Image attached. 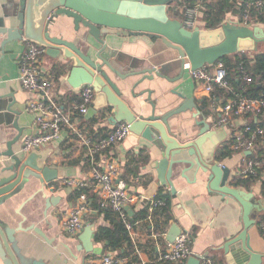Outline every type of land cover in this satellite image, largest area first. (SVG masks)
<instances>
[{
  "label": "crops",
  "instance_id": "1",
  "mask_svg": "<svg viewBox=\"0 0 264 264\" xmlns=\"http://www.w3.org/2000/svg\"><path fill=\"white\" fill-rule=\"evenodd\" d=\"M4 1L0 0V4ZM200 1L202 8L199 21L202 26L205 24L203 20L205 0ZM236 19H238L236 16L227 13L223 21H235ZM51 35H60L56 25L52 26ZM63 36L72 39L73 34L64 32ZM103 39L107 46L101 52L102 56L122 74L129 75L124 82H117L114 75L107 68L104 69L112 80L120 85L123 99L137 114H151L153 108L148 102L147 96L155 104V114H162L177 107L183 101L177 92L185 98L194 99L195 108H186L172 115L168 120L169 128L178 139L187 141L193 138L200 127L197 123L205 120L211 125V128L221 130L217 135L219 138V143L215 148L217 155V149L225 142L231 141L230 133L233 128H242L245 124L252 125L253 121H257V114L249 113L240 119H235L232 127L219 124L216 109L221 102L220 99L228 96V92L222 89L223 93H219V96H214L216 89L212 93L207 92L203 85L198 84L190 77L188 68L184 65L181 67L177 50L167 46L160 38L136 34L105 35ZM25 47L26 42L21 40L5 44L4 55L0 51V56H3L0 59V151L4 150L6 142L17 134V129L13 126L15 119L22 129V135L13 144L16 151L19 150L21 140L26 135L36 134L38 131L33 123V114L25 110L26 102L35 96L23 89L18 80V59ZM95 47L100 48L101 45L97 44ZM56 66L64 69V73L57 77L54 71ZM70 68V61L51 58L45 52L41 56V77L53 82V95L65 109L79 101L78 89L71 87L67 81ZM150 68H155L163 77L154 73L149 75L152 76L151 78L148 75L144 77L146 75L142 71ZM181 68H183V73L181 78H178ZM230 86L235 90L231 84ZM129 88L139 95L133 97ZM198 111L200 113H197ZM86 115L87 112L76 122L91 137H104L111 131L113 123L110 121V113L107 109L102 108L91 116ZM41 149H44L46 154V164L57 170V178L48 183H42L38 178L31 176L21 190L0 204L1 224L12 228L20 222L23 227L34 224L41 228L51 240L49 244L32 230L17 231L15 236L25 254L35 255L37 258H43L53 264H64L63 260L65 259L67 260L66 264H79L81 257H83L84 263L89 259H97L109 251L103 248V243L95 242L93 239L94 246L102 248L99 254L76 252L78 241L75 236L81 233L85 225L93 224L95 231L100 225H109L105 213L99 211V208L94 209L96 208L93 205L94 200L98 206H101L102 198L99 193L93 190V186L89 184L80 187L77 183L79 181L89 183L91 170L95 166L101 168L113 159L118 164V177L124 182L127 191L140 196L139 202L128 205L133 213L127 216L130 218L141 209L147 210V215L133 221L131 230L127 231L133 253L137 256L135 264H171L157 262L156 256L167 242L166 235L176 219H178L177 224L180 225L181 230L191 234L192 255L208 256L215 264L226 263V253L222 245L227 239L233 238L241 232L243 228L242 208L232 197H222L217 192H207L205 183H203L206 175L198 176L188 163L175 164L171 179L176 190L180 192L184 204L195 218L197 224L192 227L178 198L171 195L166 186L159 185L154 162L161 158V153L152 142L142 136L130 132L123 141L99 153L92 160L87 156L86 149H80L77 146L74 134L69 129L63 128L60 138ZM248 155L250 154L235 151L230 156L218 160L230 169L228 182L230 186L251 191L257 200H262V204L260 203L262 210L257 214L256 222L248 229V233L251 248L255 252L263 254L264 237L261 235L258 223L260 217L264 215V169L259 175L256 172L253 173L254 170L252 173L248 172L256 176V179L250 182L249 189L245 186H236L233 181L231 182L239 176L246 179L247 175H244V171L247 169L244 161ZM4 162L5 158L0 157V168ZM127 168L135 170L136 175L127 173L125 171ZM184 170H186L185 174H183ZM73 190H78L79 193L74 199H70L69 196ZM158 192L169 194L170 199L168 204L163 199L165 205L150 212L149 200L156 198ZM43 194L45 197L59 196L57 205L49 207L46 212ZM82 200L89 208V211L83 214L84 225L77 232L70 233L65 228V222L73 206ZM19 208L20 213L17 212ZM261 227H264V223L261 224ZM69 247L71 252L78 255L77 259L72 258ZM122 258L126 260V264L129 263L128 257ZM187 259L183 260V264H186ZM0 264H2L1 260Z\"/></svg>",
  "mask_w": 264,
  "mask_h": 264
},
{
  "label": "water",
  "instance_id": "2",
  "mask_svg": "<svg viewBox=\"0 0 264 264\" xmlns=\"http://www.w3.org/2000/svg\"><path fill=\"white\" fill-rule=\"evenodd\" d=\"M175 1L177 0H5L0 4V51L4 55L5 44L29 40L43 46L45 54L49 57L70 61L71 68L67 78L69 85L79 88L87 84L94 91L93 101L86 116L93 115L99 109H107L112 123L126 122L131 133L142 136L159 149L161 158L154 162L157 181L160 186H166L171 195L178 198L184 214L190 219L191 227L197 224L195 218L171 179L175 164L188 163L198 176L206 175L203 183L207 192L232 197L240 204L243 228L238 235L227 239L222 245L226 253L225 264H264V253H257L251 248L248 233V229L256 222L257 214L262 210V200H257L251 191L228 184L230 169L221 164L215 154L219 143L217 135L221 130L213 129L208 122L201 120L197 123L200 127L193 138L187 141L178 139L169 128V118L186 108L196 107L193 98H185L179 92L177 95L183 101L177 107L162 114H155V104L147 96L153 108L151 114H137L123 99V92L117 83L124 82L129 74H122L101 54L107 46L103 39L105 35L145 34L160 38L167 46L177 50L181 67L187 62L190 69L195 70L214 64L231 53L256 52L259 42H264V27H249L233 20L223 21L215 28L186 29L178 19L171 18L167 13V8ZM54 25L60 35H51ZM64 32H71L72 39L65 38ZM97 44L101 47L96 48ZM2 55L0 59L3 58ZM104 68L114 75L117 82L112 80ZM142 73L146 75L144 77L148 75L150 78L152 73L161 75L155 68L144 69ZM182 73L183 68L178 78H181ZM129 90L133 97L139 95L131 88ZM13 126L17 129V134L8 140L5 149L0 151V157L5 158L0 168V204L21 190L31 176L38 178L42 183L57 178V170L46 164L44 149H33L26 153L14 149L13 144L19 140L22 129L16 119ZM177 156L179 157L175 158ZM43 196L45 212L49 207L57 205L59 196ZM126 210L129 215L133 213L129 206H126ZM17 212L20 213V208ZM177 221L178 219L166 235L168 242H172L181 232ZM28 230L51 243L43 230L34 224L23 227L20 222L12 228L0 223L2 264H53L22 251L15 234L17 231ZM94 231V225L87 224L81 233L75 236L78 241L76 252H101V247L94 246ZM71 255L74 259L78 258L73 252ZM63 263L66 264L67 260H63ZM199 263L200 256L196 254L188 257L186 261V264ZM79 264H83V257Z\"/></svg>",
  "mask_w": 264,
  "mask_h": 264
},
{
  "label": "built area",
  "instance_id": "3",
  "mask_svg": "<svg viewBox=\"0 0 264 264\" xmlns=\"http://www.w3.org/2000/svg\"><path fill=\"white\" fill-rule=\"evenodd\" d=\"M233 1V0H226ZM240 4H245L243 19L235 21L245 26H254L259 24L250 23V9L261 11L264 6V0H235ZM183 17L181 24L186 29L194 30L201 28L199 14L202 8V2L195 0L192 4L184 3ZM24 52L18 59V80L23 89L34 94L35 98L29 99L25 104V110L33 114V123L37 127L36 134L26 135L20 143L19 150L26 153L33 149H41L60 138L63 128H67L74 134L77 146L80 149H86L87 156L94 160L95 157L111 148L113 145L123 141L130 133L126 122L113 123L111 131L104 137L93 140L90 134L83 131V128L77 125L76 120L83 116L93 101L94 91L90 85H82L78 89L79 101L72 107L65 109L55 99L53 95L54 84L51 80L41 77L40 60L45 52L43 46L32 41L26 40ZM184 66L189 69L190 77L198 84L203 85L205 90L212 93L216 88L224 89L228 96L221 98L217 106L218 123L222 126H233L235 119H240L249 113H260L264 107V96H244L233 90L227 80V70L222 62L191 70L189 63ZM242 79L250 82L251 79L245 71H241ZM233 141V149L240 153H253L256 150V142L264 137V128L261 126H252L245 124L242 128H233L230 133ZM246 171L244 175L255 173V162L250 158L244 161ZM119 168L115 160H110L104 166L99 168L95 166L90 172L88 182L79 181L80 187L83 185L93 186L102 198L101 206L109 207L116 212L123 221L125 229L129 232L132 223L128 220L126 206L139 202L140 196L130 194L125 188V184L118 177ZM243 173V171H242ZM165 205L163 199L153 198L149 200V211L152 212L157 207ZM87 204L82 200L75 204L65 222V228L68 232L74 233L80 230L83 225V214L88 212ZM192 255L191 252V234L188 231L181 230L175 236L172 242H166L164 247L158 252L156 261L159 263L178 264ZM83 264H126V260L118 257L113 251H106L97 259H89ZM199 264H215L208 256L200 255Z\"/></svg>",
  "mask_w": 264,
  "mask_h": 264
},
{
  "label": "trees",
  "instance_id": "4",
  "mask_svg": "<svg viewBox=\"0 0 264 264\" xmlns=\"http://www.w3.org/2000/svg\"><path fill=\"white\" fill-rule=\"evenodd\" d=\"M195 0H177L173 2L168 8L167 13L171 18L178 19L180 22L183 17V8L181 5L184 3L192 4ZM245 12V4L226 0H205V10L203 20L205 24H202L201 28H215L219 26L227 13H231L236 16L239 20L243 19ZM250 23L259 24L264 27V6L261 11L256 9L249 10ZM222 62L227 70V80L233 88L244 96H264V50L259 49L256 52H236L223 56L216 63ZM56 77L64 73V69L60 67H54ZM241 71H245L250 77L251 81L246 82L242 79ZM222 89L216 88L214 96H219V93H223ZM102 116V114H101ZM257 121L252 122V126H261L264 128V107L260 113H257ZM93 121V120H91ZM93 134V133H91ZM93 140H96L97 136H92ZM235 150L233 149V141L225 142L217 149L218 158H224L230 156ZM252 161L256 164L254 166L257 175L261 174L264 169V137L262 140L256 142V150L248 155ZM263 161V163H262ZM127 173L130 172L134 176L136 175L135 170L130 168L125 170ZM256 179L255 175L247 174L246 179H242L241 176L235 177L233 184L236 186H245L249 189V184ZM78 190H73L70 194V199H74L78 195ZM93 197V196H91ZM156 198L164 199L167 202L170 199L169 194L157 193ZM99 203V202H98ZM94 206L99 211L105 213V218L109 221L108 226L100 225L97 227L94 234V241L103 243L105 250L113 251L118 257H128V264H135L137 262V256L134 255L128 232L125 229L123 221L119 218L117 213L112 211L108 207L98 206L96 200H94ZM103 209V210H102ZM147 215V210L141 209L133 217H128V220L132 223L133 221L144 218ZM264 223V215L259 219V230L261 235L264 237V227L261 224ZM178 264H183L179 262Z\"/></svg>",
  "mask_w": 264,
  "mask_h": 264
},
{
  "label": "rangeland",
  "instance_id": "5",
  "mask_svg": "<svg viewBox=\"0 0 264 264\" xmlns=\"http://www.w3.org/2000/svg\"><path fill=\"white\" fill-rule=\"evenodd\" d=\"M259 49L264 50V42L263 41L259 42V44H258V50Z\"/></svg>",
  "mask_w": 264,
  "mask_h": 264
}]
</instances>
